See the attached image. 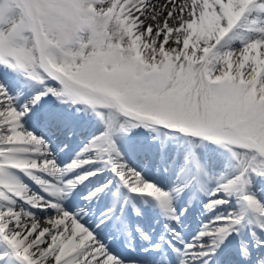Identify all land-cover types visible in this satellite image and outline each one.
Wrapping results in <instances>:
<instances>
[{
    "label": "snow or ice",
    "instance_id": "6c2138e0",
    "mask_svg": "<svg viewBox=\"0 0 264 264\" xmlns=\"http://www.w3.org/2000/svg\"><path fill=\"white\" fill-rule=\"evenodd\" d=\"M261 192L264 0H0V264H264Z\"/></svg>",
    "mask_w": 264,
    "mask_h": 264
},
{
    "label": "bare ground",
    "instance_id": "6f19581e",
    "mask_svg": "<svg viewBox=\"0 0 264 264\" xmlns=\"http://www.w3.org/2000/svg\"><path fill=\"white\" fill-rule=\"evenodd\" d=\"M154 2L162 3L163 0H154ZM33 130H34V131H37V132L40 131L39 128H38V129H33ZM87 134H88V130L85 129V131L83 132V135H84V136H87ZM146 134H147V133H146ZM146 134H145V135H146ZM76 151H79V147L77 146V143L74 141L73 144H72V149H71V150H69V151H67V152H65V153H61V155H60V162H61V163L68 162V161L70 160V158H71L72 156L75 155V152H76ZM29 183H31V182H29ZM260 195H261L262 197H264V192H261ZM111 199H112V198L110 197V198H109L108 200H106V201H107V202H111ZM201 200H202V203H203V202H206V201H207V197H201ZM149 202H151V201H149ZM137 203L140 204V201H137ZM200 209L202 210V204H201ZM150 211H151V213L153 214L154 217L158 218L159 215H158V213L155 212L154 209H151ZM197 211H199V209H197ZM203 212H204L203 214H202V213H199V216H198L199 219L196 218V219H193V220H192L191 225H190L189 228H184V230H183V232H184V239H185L186 241L191 242L192 239L195 237L194 234H196L197 232L200 231V229H201V227H202V224H203L204 222L207 223L208 220H209V218H210L211 215H212V213H208L207 211H204V210H203ZM190 214H191V213H189V215L186 217L185 221H186V220H189V221H190ZM159 227H160V226H159ZM151 234H152V233H151ZM159 235H160V234H159ZM159 235H157V234L154 233L152 236H153L154 238H158ZM236 242H238V241H236ZM229 244L232 245L233 243L229 242ZM224 264H226V263H224Z\"/></svg>",
    "mask_w": 264,
    "mask_h": 264
},
{
    "label": "rangeland",
    "instance_id": "374dc122",
    "mask_svg": "<svg viewBox=\"0 0 264 264\" xmlns=\"http://www.w3.org/2000/svg\"><path fill=\"white\" fill-rule=\"evenodd\" d=\"M138 132L140 131V132H144V130L143 129H140V130H137ZM194 235H196V234H194Z\"/></svg>",
    "mask_w": 264,
    "mask_h": 264
}]
</instances>
